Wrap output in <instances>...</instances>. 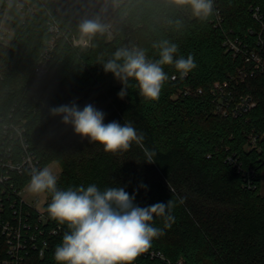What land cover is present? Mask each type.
Returning <instances> with one entry per match:
<instances>
[{
	"label": "trees",
	"instance_id": "trees-1",
	"mask_svg": "<svg viewBox=\"0 0 264 264\" xmlns=\"http://www.w3.org/2000/svg\"><path fill=\"white\" fill-rule=\"evenodd\" d=\"M85 3L105 25L94 0ZM213 3V14L200 20L172 0H125L111 17L112 37L107 29L96 33L90 49L60 40L45 76L34 74L50 38L44 8L26 22L12 9L15 37L0 44V160L6 143L14 146L16 157L23 153L20 142L4 136L5 125L14 122L25 128L40 169L61 164L58 189L124 187L135 193L140 207L184 198L173 209L170 228H164L163 217L154 218L163 235L134 264H264V0ZM57 16L65 31L78 32L77 10ZM165 39L179 45L176 58L191 54L197 67L181 78L174 66H164L168 80L157 101L140 96L134 80L120 99L123 85L115 84L103 64L120 48H143L150 59H159L152 45ZM229 40L237 44V53ZM252 54L263 66L248 60ZM224 84L236 100L251 96L255 107L238 116L224 114L220 98L229 96L218 88ZM73 101L80 109L92 104L104 112V123L131 122L145 136L144 147L156 152L155 162H145L135 143L127 152L106 153L76 135L60 116L50 115V108ZM13 178L21 189L30 176L15 173ZM46 193V216L61 229L51 239L58 246L69 229L49 217L52 193ZM33 258L34 264L53 262L49 255Z\"/></svg>",
	"mask_w": 264,
	"mask_h": 264
},
{
	"label": "clouds",
	"instance_id": "clouds-1",
	"mask_svg": "<svg viewBox=\"0 0 264 264\" xmlns=\"http://www.w3.org/2000/svg\"><path fill=\"white\" fill-rule=\"evenodd\" d=\"M172 2L180 8L187 7L191 16L200 20L207 19L214 11L213 0ZM181 23L176 21L177 25ZM79 30L82 38L90 40L96 33L104 32L106 26L99 19L84 20ZM152 47L158 50L159 59H150L143 48H120L103 64L105 73H112L123 85L117 94L120 99L127 95L128 81L134 80L140 96L147 101H157L168 80L164 66H174L181 78L197 67L191 54L187 58H176L179 51L176 43L165 39ZM49 112L53 117L60 116L61 122L71 125L82 139L99 144L106 153L127 152L135 143L143 149L145 162H155L156 152L144 147L145 136L131 122L104 123V112L92 104L80 109L75 101L54 106ZM29 176L27 190L33 194L52 193L48 215L69 229L63 235L62 244L55 248L57 264H134L138 256L151 248L152 241L163 235V229L153 226L154 218L163 217L164 228H170L175 223L173 209L184 203L183 197H177L167 203L140 207L134 203L135 193L130 195L124 187L102 191L90 184L61 190L57 188L58 175L48 166L32 167Z\"/></svg>",
	"mask_w": 264,
	"mask_h": 264
},
{
	"label": "built area",
	"instance_id": "built-area-1",
	"mask_svg": "<svg viewBox=\"0 0 264 264\" xmlns=\"http://www.w3.org/2000/svg\"><path fill=\"white\" fill-rule=\"evenodd\" d=\"M116 10L125 0H115ZM49 2L52 5H49ZM44 8L48 15V30L50 38L45 43L40 59L34 69L36 76H45L50 72V62L58 43L62 39L75 46L86 49L92 46L93 37L88 40L83 37L78 29L75 35L65 31L58 16L64 10L74 8L79 13L80 24L84 20H95L96 12L86 5L85 0H3L0 6V44H10L15 37V29L10 26L13 19L11 10L14 9L23 22ZM258 10V9H257ZM114 14V13H113ZM112 14V15H113ZM112 15L106 20V29L110 37L113 36L114 23ZM104 16V14H103ZM255 17L260 20L258 11ZM84 40H88L84 43ZM228 45L235 49L239 48L232 40ZM254 59L259 66H263L262 59L257 54H252L248 60ZM176 79V76L173 77ZM223 94L229 96L228 99L220 98L221 110L224 114L238 116L252 110L256 103L251 96H245L238 100L231 92H226L228 84L218 85ZM4 136L7 140L20 142L23 153L16 157L15 148L5 144L1 151L0 167V264H34V256L44 259L48 255L53 259L50 264H57L54 259V252L57 245L52 243L60 228L52 225L46 216L45 204L43 209L35 203L28 202L22 195L26 187L21 189L16 185L13 175L15 173L24 174L30 172L32 167L41 168L40 162L29 151V144L25 136V128L21 124L10 122L4 127ZM48 235V237H47Z\"/></svg>",
	"mask_w": 264,
	"mask_h": 264
},
{
	"label": "rangeland",
	"instance_id": "rangeland-1",
	"mask_svg": "<svg viewBox=\"0 0 264 264\" xmlns=\"http://www.w3.org/2000/svg\"><path fill=\"white\" fill-rule=\"evenodd\" d=\"M2 4H3V0H0V6ZM105 8H106V6L103 7V4H101V3L98 4L97 9H99V11H101L103 14H104ZM188 11L190 13L189 9H188ZM92 45H93V42H92ZM91 47H88L86 49H90ZM114 82H115L116 85H120L121 84V82L119 80H117L115 77H114ZM48 167H50L53 170V172L58 175V177L61 175L62 166H61V164L59 162H53L50 165H48ZM263 192H264V190H263ZM22 195L28 202L35 203L36 206H38L40 209H43L44 204L48 200V195H47L46 192L42 193V194H33V193L29 192L27 190V188L23 191Z\"/></svg>",
	"mask_w": 264,
	"mask_h": 264
},
{
	"label": "water",
	"instance_id": "water-1",
	"mask_svg": "<svg viewBox=\"0 0 264 264\" xmlns=\"http://www.w3.org/2000/svg\"><path fill=\"white\" fill-rule=\"evenodd\" d=\"M116 1L115 0H109L105 11H104V17L108 18L110 17L115 11H116Z\"/></svg>",
	"mask_w": 264,
	"mask_h": 264
},
{
	"label": "crops",
	"instance_id": "crops-1",
	"mask_svg": "<svg viewBox=\"0 0 264 264\" xmlns=\"http://www.w3.org/2000/svg\"><path fill=\"white\" fill-rule=\"evenodd\" d=\"M109 0H94V4L96 5V7H98V4L101 3L103 4V7L107 6Z\"/></svg>",
	"mask_w": 264,
	"mask_h": 264
}]
</instances>
